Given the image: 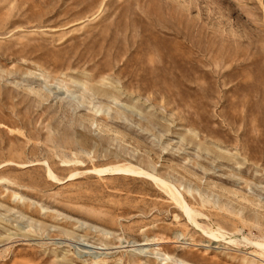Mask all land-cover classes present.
Returning a JSON list of instances; mask_svg holds the SVG:
<instances>
[{
	"label": "rangeland",
	"instance_id": "374dc122",
	"mask_svg": "<svg viewBox=\"0 0 264 264\" xmlns=\"http://www.w3.org/2000/svg\"><path fill=\"white\" fill-rule=\"evenodd\" d=\"M131 164L198 225L93 172ZM256 244L264 0H0V264H264Z\"/></svg>",
	"mask_w": 264,
	"mask_h": 264
},
{
	"label": "bare ground",
	"instance_id": "6f19581e",
	"mask_svg": "<svg viewBox=\"0 0 264 264\" xmlns=\"http://www.w3.org/2000/svg\"><path fill=\"white\" fill-rule=\"evenodd\" d=\"M93 123L96 124V121ZM98 126H99V124H98ZM126 166H128V165H126ZM126 166L122 167V165L121 166L118 165V166H114L112 168L95 169V170H93V172H95L98 175H106V174L129 175V176H134V177L150 178L155 183H160L166 189V192L172 197V199L175 201V203L180 207V209H182L184 211V213L188 216L189 220L192 223H194L195 225H198L196 223V216H197L196 212L186 203L183 196L180 194V192L173 185H171L170 183H168L166 181H163L162 179L158 178L154 174H151V173L147 172L146 170H143L142 168H138V166L134 167V166H132V164H131V166L129 165V167H126ZM47 168H48V172H49V177H51L53 180L58 181V178L55 176L53 171L49 167H47ZM77 176H80V174L79 173L73 174V175H71L70 179L72 180V179L76 178ZM209 236H211L215 239L223 237L221 231H218L217 233L210 232ZM232 242L233 241H231V243ZM256 246L263 247L264 245H262V244L257 245L256 244ZM143 251H145V250H143Z\"/></svg>",
	"mask_w": 264,
	"mask_h": 264
}]
</instances>
